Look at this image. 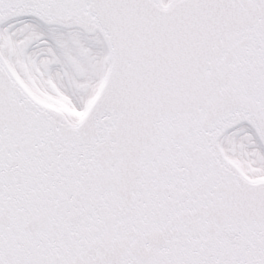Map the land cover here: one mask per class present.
Returning <instances> with one entry per match:
<instances>
[{"label": "snow or ice", "instance_id": "6c2138e0", "mask_svg": "<svg viewBox=\"0 0 264 264\" xmlns=\"http://www.w3.org/2000/svg\"><path fill=\"white\" fill-rule=\"evenodd\" d=\"M0 264H264V0H0Z\"/></svg>", "mask_w": 264, "mask_h": 264}]
</instances>
